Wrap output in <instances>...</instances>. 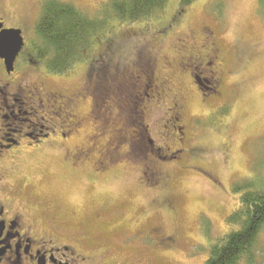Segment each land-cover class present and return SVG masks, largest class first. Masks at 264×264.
Returning a JSON list of instances; mask_svg holds the SVG:
<instances>
[{
    "label": "rangeland",
    "instance_id": "374dc122",
    "mask_svg": "<svg viewBox=\"0 0 264 264\" xmlns=\"http://www.w3.org/2000/svg\"><path fill=\"white\" fill-rule=\"evenodd\" d=\"M70 1L92 17L112 8L108 0ZM7 2L17 23L33 17L28 0ZM113 17L99 33L103 40H114L105 59L92 65L81 59L56 72L55 93L75 97L81 90L76 100V113L84 119L80 137L100 134L102 147L115 127L124 124L136 132L143 130V117L149 129L145 142L150 138L161 146L168 118L164 104L170 99L162 103L164 108L143 101L150 91L142 84L145 60L156 58L157 78L169 79L183 99L185 135L177 137L186 142L187 152L179 166L164 162V169L175 176L173 183L167 189L148 188L141 183V169L126 159L113 170L94 175L92 183L84 171L74 174L66 169L61 156L42 159L43 163L23 158L14 172L25 175L43 202L59 208L57 220L67 229L88 235L95 247L90 251L99 258L104 255L107 264H206L212 244L228 232L227 219L240 205L242 188L237 186L251 181L264 185V12L260 0H192L187 5L167 0L148 18ZM190 31L195 34L191 52L202 50L206 31L213 33L220 67L227 69L215 91L205 96L203 86L199 90L186 72H179L178 39ZM169 61L167 69L164 64ZM98 104L110 113L103 128L94 119L102 112ZM142 106L147 107L143 112ZM168 142L172 150L181 148ZM127 145H120L122 156L128 152ZM168 197H174V212L164 205ZM256 251L264 255V227Z\"/></svg>",
    "mask_w": 264,
    "mask_h": 264
},
{
    "label": "flooded vegetation",
    "instance_id": "af4514ba",
    "mask_svg": "<svg viewBox=\"0 0 264 264\" xmlns=\"http://www.w3.org/2000/svg\"><path fill=\"white\" fill-rule=\"evenodd\" d=\"M28 1L29 13L34 15L20 24L7 0H0V264H107L104 255L99 258L90 251L95 247L88 235L67 229L60 223L57 220L59 208L50 205L48 200L43 202L25 175H17L14 170L23 158L43 163L42 159L61 156L66 169L74 174L84 171L85 179L92 183L94 175L109 172L126 159L141 169V183L145 186L167 189L175 176L164 169V162L171 160L179 166L178 162L187 152L183 141L185 126L181 124L184 114L182 94L177 87H172L169 79L160 81L157 78L156 58H148L142 66V77L145 78L142 84L150 94H145L143 101L157 102L159 107L167 99L171 103L164 104L168 107V118L163 126V144L158 146L150 138L145 142L149 129L143 117V130L136 132L124 124L123 128L115 127L113 136L102 147L98 139L100 134L80 137L84 119L76 113V100L82 92L79 90L75 97L55 93V73L58 71H55V56L46 48L50 40L46 39L45 33L54 23L44 18L46 12H55L59 8L49 5L51 1H71ZM205 33V43L198 52H191L189 47L193 48L191 44L195 39L191 31L178 39L179 72H186L199 90V86H203L204 96L215 91L227 71L220 67V52L213 33ZM9 35L13 40L8 39ZM112 41L113 38L103 40L94 36L88 48L75 56L73 63L85 59V63L92 65L105 59ZM87 55L88 58H84ZM164 65L171 68L170 61ZM145 106H142V112L147 109ZM96 107L102 112L94 119L103 128L109 123L110 113L100 104ZM146 113L144 111L143 115ZM80 139L84 140L80 142ZM168 141L174 146L180 144L181 148L172 150ZM124 143L128 144V152L122 156L120 145ZM86 169L91 172L88 174ZM173 198L164 200V205L172 212L175 210ZM36 206L40 207L35 209Z\"/></svg>",
    "mask_w": 264,
    "mask_h": 264
},
{
    "label": "trees",
    "instance_id": "16d2710c",
    "mask_svg": "<svg viewBox=\"0 0 264 264\" xmlns=\"http://www.w3.org/2000/svg\"><path fill=\"white\" fill-rule=\"evenodd\" d=\"M108 1L112 8L107 12L100 11L95 17L72 2L49 3L59 7L55 12L44 14L46 21L54 23L45 33L46 39L50 40L46 48L55 56V71L69 69L75 56L89 46L94 36H99L113 16L130 21L148 18L163 8L167 0ZM191 1L182 0V4L187 5ZM260 9L264 12V0H260ZM237 187L242 188L240 205L227 219L228 232L212 244L206 264H264V255L256 251L259 234L264 227V185L258 186L251 181ZM203 222L208 224L205 220Z\"/></svg>",
    "mask_w": 264,
    "mask_h": 264
},
{
    "label": "water",
    "instance_id": "95a60500",
    "mask_svg": "<svg viewBox=\"0 0 264 264\" xmlns=\"http://www.w3.org/2000/svg\"><path fill=\"white\" fill-rule=\"evenodd\" d=\"M16 38V37H15ZM8 39L13 40V37L11 35L8 36Z\"/></svg>",
    "mask_w": 264,
    "mask_h": 264
}]
</instances>
